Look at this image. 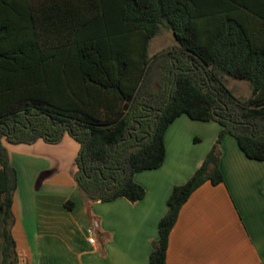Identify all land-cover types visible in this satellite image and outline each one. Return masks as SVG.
I'll return each mask as SVG.
<instances>
[{
    "label": "trees",
    "instance_id": "1",
    "mask_svg": "<svg viewBox=\"0 0 264 264\" xmlns=\"http://www.w3.org/2000/svg\"><path fill=\"white\" fill-rule=\"evenodd\" d=\"M163 28L176 44L150 56ZM230 79L250 95L236 96ZM182 116L221 130L201 167L173 188L150 264H167L192 194L224 183L226 136L264 162V0H0V264L20 260L18 173L4 139L58 144L69 134L81 145L74 178L88 205L136 204L146 197L136 175L165 164L166 134Z\"/></svg>",
    "mask_w": 264,
    "mask_h": 264
},
{
    "label": "crops",
    "instance_id": "2",
    "mask_svg": "<svg viewBox=\"0 0 264 264\" xmlns=\"http://www.w3.org/2000/svg\"><path fill=\"white\" fill-rule=\"evenodd\" d=\"M220 130L215 122L176 120L166 134L165 164L135 177L146 189L136 204L119 199L88 205L74 178L81 145L69 134L58 144L4 139L18 173L12 233L19 264H150L173 188L201 167ZM201 133L209 144L199 150ZM220 150L224 183L204 184L184 204L170 234L167 264H264V162L248 159L230 136Z\"/></svg>",
    "mask_w": 264,
    "mask_h": 264
},
{
    "label": "rangeland",
    "instance_id": "3",
    "mask_svg": "<svg viewBox=\"0 0 264 264\" xmlns=\"http://www.w3.org/2000/svg\"><path fill=\"white\" fill-rule=\"evenodd\" d=\"M176 44V40L175 37L173 35V32L171 30H169L168 28H163L160 35L157 36L156 38H154L151 42L150 45V56H154L166 49L171 48L172 46H174ZM227 86L232 89L235 93L236 96L241 97V96H249L250 95V88L248 86V84L234 80V79H230L227 82ZM208 137L207 134L205 133H201L200 134V138L204 140V142L202 143V146H199L201 144H197L198 146L196 147V145H194L195 143L193 142L191 147H196L195 149H201L203 147H206L209 142L206 140V138ZM195 140V139H194ZM198 142V141H196ZM205 144V145H203ZM55 172V170H54ZM53 172H48L47 174L40 176L37 178V181L39 183V181L41 179H45L46 177H48V175H51ZM38 187V185L36 186Z\"/></svg>",
    "mask_w": 264,
    "mask_h": 264
},
{
    "label": "built area",
    "instance_id": "4",
    "mask_svg": "<svg viewBox=\"0 0 264 264\" xmlns=\"http://www.w3.org/2000/svg\"><path fill=\"white\" fill-rule=\"evenodd\" d=\"M94 227L96 228L97 225L94 224ZM89 233H90L91 235H90L89 238H88V242H89L90 244H94V243L96 242V240H95V237H94V235H93V231H90Z\"/></svg>",
    "mask_w": 264,
    "mask_h": 264
}]
</instances>
